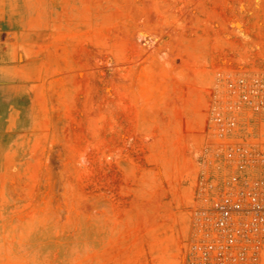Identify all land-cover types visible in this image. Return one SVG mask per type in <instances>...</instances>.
<instances>
[{
    "label": "rangeland",
    "instance_id": "obj_1",
    "mask_svg": "<svg viewBox=\"0 0 264 264\" xmlns=\"http://www.w3.org/2000/svg\"><path fill=\"white\" fill-rule=\"evenodd\" d=\"M262 73L264 0H0V264H193L223 79Z\"/></svg>",
    "mask_w": 264,
    "mask_h": 264
},
{
    "label": "built area",
    "instance_id": "obj_2",
    "mask_svg": "<svg viewBox=\"0 0 264 264\" xmlns=\"http://www.w3.org/2000/svg\"><path fill=\"white\" fill-rule=\"evenodd\" d=\"M213 108V150L199 193L193 264H264V73L226 77ZM210 159V160H211Z\"/></svg>",
    "mask_w": 264,
    "mask_h": 264
}]
</instances>
